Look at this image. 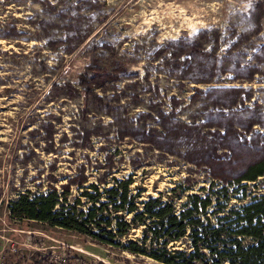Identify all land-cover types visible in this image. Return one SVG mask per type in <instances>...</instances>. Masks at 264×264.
I'll return each instance as SVG.
<instances>
[{
    "label": "rangeland",
    "instance_id": "rangeland-1",
    "mask_svg": "<svg viewBox=\"0 0 264 264\" xmlns=\"http://www.w3.org/2000/svg\"><path fill=\"white\" fill-rule=\"evenodd\" d=\"M261 159L264 0H0V234L87 264H163L12 217L9 203L56 190L82 210L89 184L131 178L141 199L175 185L176 205L190 193L225 202V187L231 206L264 195V175L236 183Z\"/></svg>",
    "mask_w": 264,
    "mask_h": 264
},
{
    "label": "trees",
    "instance_id": "trees-1",
    "mask_svg": "<svg viewBox=\"0 0 264 264\" xmlns=\"http://www.w3.org/2000/svg\"><path fill=\"white\" fill-rule=\"evenodd\" d=\"M80 82L85 88L99 87L104 79L83 76ZM262 175L264 159L248 165L236 183L246 187L242 181H255ZM114 181L103 190L89 184L87 188L94 192L86 190L81 194L89 203L82 210L65 206L60 202V194L53 190L32 197L20 194L10 201L8 211L12 217L85 234L163 264H264V195L243 193L239 204L229 206L231 196L222 187L225 202H221L220 196L213 199L209 193H190L176 205L175 185L169 192L141 199L140 189L132 192L131 178ZM212 205L216 209L209 212ZM107 211H112L113 217L106 216ZM126 215L130 218L126 219ZM137 228L138 237L122 242ZM33 264L50 262L46 257L34 256Z\"/></svg>",
    "mask_w": 264,
    "mask_h": 264
},
{
    "label": "built area",
    "instance_id": "built-area-1",
    "mask_svg": "<svg viewBox=\"0 0 264 264\" xmlns=\"http://www.w3.org/2000/svg\"><path fill=\"white\" fill-rule=\"evenodd\" d=\"M46 257L50 264H87L64 245H46L42 238H15L0 234V264H33V257Z\"/></svg>",
    "mask_w": 264,
    "mask_h": 264
}]
</instances>
